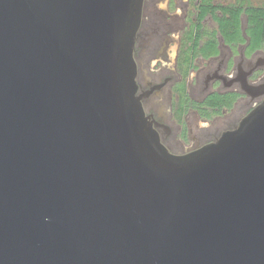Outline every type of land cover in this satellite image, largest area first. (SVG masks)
<instances>
[{
    "label": "water",
    "instance_id": "1",
    "mask_svg": "<svg viewBox=\"0 0 264 264\" xmlns=\"http://www.w3.org/2000/svg\"><path fill=\"white\" fill-rule=\"evenodd\" d=\"M142 6L0 0V264H264V102L171 154L136 96Z\"/></svg>",
    "mask_w": 264,
    "mask_h": 264
},
{
    "label": "flooded vegetation",
    "instance_id": "2",
    "mask_svg": "<svg viewBox=\"0 0 264 264\" xmlns=\"http://www.w3.org/2000/svg\"><path fill=\"white\" fill-rule=\"evenodd\" d=\"M227 6L225 0H143L132 52L136 96L173 155L215 143L264 102V94L244 89L264 86V43H252L243 15L238 30L228 28Z\"/></svg>",
    "mask_w": 264,
    "mask_h": 264
},
{
    "label": "trees",
    "instance_id": "3",
    "mask_svg": "<svg viewBox=\"0 0 264 264\" xmlns=\"http://www.w3.org/2000/svg\"><path fill=\"white\" fill-rule=\"evenodd\" d=\"M222 11L227 15L225 18L227 27L236 30L240 28V16L243 15L246 19V35L257 47L262 46L264 43V6L228 5ZM216 21L221 23L220 19H216Z\"/></svg>",
    "mask_w": 264,
    "mask_h": 264
},
{
    "label": "rangeland",
    "instance_id": "4",
    "mask_svg": "<svg viewBox=\"0 0 264 264\" xmlns=\"http://www.w3.org/2000/svg\"><path fill=\"white\" fill-rule=\"evenodd\" d=\"M227 2V5H235L238 1L242 3V5H252V6H264V0H225ZM240 3V4H241ZM166 109L169 108L168 103L163 104Z\"/></svg>",
    "mask_w": 264,
    "mask_h": 264
}]
</instances>
